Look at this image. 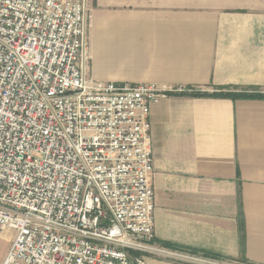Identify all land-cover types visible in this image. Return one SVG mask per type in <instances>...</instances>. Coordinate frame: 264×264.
Wrapping results in <instances>:
<instances>
[{
  "label": "built area",
  "instance_id": "built-area-1",
  "mask_svg": "<svg viewBox=\"0 0 264 264\" xmlns=\"http://www.w3.org/2000/svg\"><path fill=\"white\" fill-rule=\"evenodd\" d=\"M92 17L89 0H0L2 264H226L154 245L150 114L169 91L88 78Z\"/></svg>",
  "mask_w": 264,
  "mask_h": 264
},
{
  "label": "crops",
  "instance_id": "crops-1",
  "mask_svg": "<svg viewBox=\"0 0 264 264\" xmlns=\"http://www.w3.org/2000/svg\"><path fill=\"white\" fill-rule=\"evenodd\" d=\"M89 8L88 75L172 92L150 114L154 245L264 264V98L193 95L264 93V0H89ZM162 258L146 255L149 264Z\"/></svg>",
  "mask_w": 264,
  "mask_h": 264
},
{
  "label": "trees",
  "instance_id": "trees-1",
  "mask_svg": "<svg viewBox=\"0 0 264 264\" xmlns=\"http://www.w3.org/2000/svg\"><path fill=\"white\" fill-rule=\"evenodd\" d=\"M168 93H172V92H168ZM193 95H196V96H220V97H230L233 99H237V98H264V93H259V92H254V91H230V90H224V89H221L220 91L212 92V93L204 92V91H195V92H193ZM238 195H239V199H240V203H241V189H240V187L238 189ZM239 230H240V233L243 237V240H245V218L243 215V211H240V213H239ZM169 246H173V245H169ZM191 252L197 253V251H195V250H192ZM204 254L209 256L210 253H204Z\"/></svg>",
  "mask_w": 264,
  "mask_h": 264
},
{
  "label": "rangeland",
  "instance_id": "rangeland-1",
  "mask_svg": "<svg viewBox=\"0 0 264 264\" xmlns=\"http://www.w3.org/2000/svg\"><path fill=\"white\" fill-rule=\"evenodd\" d=\"M95 67V55H93L91 61L88 59L87 60V63H86V74H87V77L90 78V79H93L92 77H90L88 75V71H89V68L91 67V64ZM14 235L15 232L14 231H6L3 235V237L1 238L0 240V264H2V261L3 259L5 258L6 256V253L8 251V248L10 246V236L11 235ZM12 235V236H13ZM185 254H189V255H192V256H195V257H204L203 255H195V254H192V253H186V252H183ZM161 257V256H160ZM206 258V257H204ZM209 258V257H208ZM163 261V262H162ZM162 261L159 262V264H197V263H192L188 260H178V259H175V258H170V257H163L162 258Z\"/></svg>",
  "mask_w": 264,
  "mask_h": 264
}]
</instances>
